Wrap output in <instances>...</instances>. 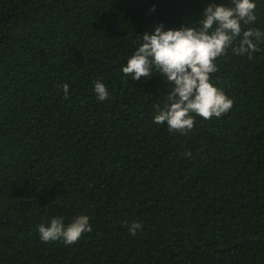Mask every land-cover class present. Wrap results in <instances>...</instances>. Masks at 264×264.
I'll return each mask as SVG.
<instances>
[{
	"label": "trees",
	"instance_id": "obj_1",
	"mask_svg": "<svg viewBox=\"0 0 264 264\" xmlns=\"http://www.w3.org/2000/svg\"><path fill=\"white\" fill-rule=\"evenodd\" d=\"M0 264H264V0H0Z\"/></svg>",
	"mask_w": 264,
	"mask_h": 264
}]
</instances>
